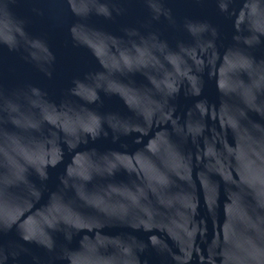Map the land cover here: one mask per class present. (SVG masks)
Masks as SVG:
<instances>
[{"label": "water", "instance_id": "water-1", "mask_svg": "<svg viewBox=\"0 0 264 264\" xmlns=\"http://www.w3.org/2000/svg\"><path fill=\"white\" fill-rule=\"evenodd\" d=\"M0 264H264V0H0Z\"/></svg>", "mask_w": 264, "mask_h": 264}]
</instances>
